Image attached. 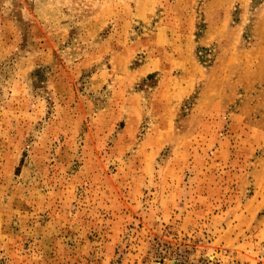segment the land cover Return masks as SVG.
Listing matches in <instances>:
<instances>
[{
	"label": "rangeland",
	"instance_id": "374dc122",
	"mask_svg": "<svg viewBox=\"0 0 264 264\" xmlns=\"http://www.w3.org/2000/svg\"><path fill=\"white\" fill-rule=\"evenodd\" d=\"M0 264H264V0H0Z\"/></svg>",
	"mask_w": 264,
	"mask_h": 264
}]
</instances>
